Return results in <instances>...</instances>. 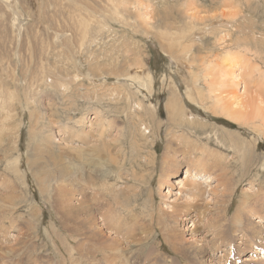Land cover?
<instances>
[{"label":"rangeland","instance_id":"374dc122","mask_svg":"<svg viewBox=\"0 0 264 264\" xmlns=\"http://www.w3.org/2000/svg\"><path fill=\"white\" fill-rule=\"evenodd\" d=\"M105 1H0V264H121L120 260L109 256L107 249H119L132 264H263L264 254H256L261 251L236 255L232 250L238 251L242 246L237 237L243 231L264 228V221L247 212L249 204L258 212L261 201H264V109L258 111V103L250 100L252 93L257 102H264V0H133L138 1L134 5L135 10L130 12V17L125 18L124 14L119 21L110 18L111 12L104 11ZM83 7L88 11L85 12ZM84 15L93 17L96 24L104 23L99 30H96L94 22H90L89 27L92 36H101L96 39L100 45L83 42L93 48L94 55L100 54L99 59L91 63L122 66L126 62L123 61L126 54L130 60L138 55L144 65L143 70L151 75L152 81L141 79L150 86L152 96L148 97L146 90L136 81L119 78L115 83L113 76L106 77L109 76L106 69L98 71L100 74L87 73L86 61L90 62L92 55L87 60L89 55L84 57L80 53L82 46L69 32L76 19ZM143 22L147 26L142 25ZM163 28H173L170 32L174 33L184 32L181 46L177 48L173 43V47L168 48L157 37L164 32ZM132 46L136 47L133 49ZM126 48L127 53L124 54ZM183 50L190 53L185 54ZM232 55H236L232 63L225 61ZM184 57L186 59H182ZM77 68L84 75L73 79L71 75L76 74ZM134 68L129 69L138 71ZM63 69L71 75L64 76ZM231 73L233 77L240 74L236 88H232ZM219 74H223L222 80L217 78ZM94 76L98 78L94 80ZM91 81L105 88L115 87L118 92V107H115V112L113 108L108 112L114 126L101 139L97 138L94 126L90 127L97 122L93 114L95 105H99L91 100L96 96ZM130 83L133 85L129 86ZM189 86L193 89L200 87L203 95L210 98H206V105L215 102L214 95L217 94L209 93L208 89H226L225 101L221 104L232 116L233 110H239L232 98L241 96L238 101L242 116L231 120L224 114L212 113L204 103L193 102V95L191 99L186 97ZM25 95L35 102L32 110L40 121L39 125L32 122L27 110L21 108ZM175 98L179 107L177 111L193 122L195 131L202 126L198 130L204 131L198 136L202 143L213 152L220 150L224 164L230 163L228 173L231 182L227 187L234 193L227 214L232 216L245 199L240 224L233 225L240 227L241 232H233L227 221L219 222V211L213 213L217 208L215 201H210L211 196L206 198L209 191L204 192V202L199 204L201 209L209 210L199 219L194 218L197 224L187 220L189 212L177 223L165 216V204L172 200L173 204L185 206L188 211L191 204L187 197L164 196L168 179L164 178L160 167L163 146L169 144L173 150L183 145L186 149L196 139L195 136L183 137L186 135L184 130L167 124L164 105L175 103ZM138 100L146 105L152 103L158 112V123L148 118L145 136L151 129L160 130L166 144L163 145L162 140L156 137L152 141L140 136L141 123L135 130L132 120L136 122L139 118L145 125L147 117L134 112L136 105L133 106V102ZM232 103L234 105L230 107ZM125 105L131 106L133 113L127 118L123 110ZM80 119H83V127ZM91 130L94 137L82 143L83 131L89 133ZM227 134L241 142L239 152L229 146L215 144L217 139L226 143ZM179 137L186 141L179 142ZM99 141L108 149L103 150L94 163L86 164L92 179L87 184L88 190L83 191L93 215L86 217L84 214L79 219L64 216L63 209L69 204L76 206L83 190L80 185L82 152L96 148ZM154 144L156 155L153 153ZM170 157L175 161L181 158L174 152ZM50 158L55 159V163H50ZM14 160L18 162V168L12 170L10 164ZM241 173L244 176L240 178V184L232 187L237 174ZM184 177L182 174L180 179ZM202 181L199 180L204 184L201 186L203 189L215 187L219 199L221 189L217 187V181ZM179 187L171 192L176 194ZM58 188L64 192H58ZM93 189L96 192L89 197ZM92 200L99 210L93 208ZM115 201L123 207L116 205ZM99 206H103L101 210ZM107 209L110 218L100 215ZM14 221L17 229L8 226ZM120 222L129 228L127 232L119 226ZM210 223L222 226L216 233L209 234L203 225ZM163 225L167 227L165 233L173 245L162 237ZM194 227L198 228V239L206 244L203 246V253H207H204L205 260L189 259L193 258L190 250L199 249L200 243L184 229ZM261 232L259 243H262L264 230ZM214 236L223 238V244L226 243L213 252ZM229 243L231 247H227ZM101 253L104 255L87 256ZM243 258L250 262H243Z\"/></svg>","mask_w":264,"mask_h":264},{"label":"bare ground","instance_id":"6f19581e","mask_svg":"<svg viewBox=\"0 0 264 264\" xmlns=\"http://www.w3.org/2000/svg\"><path fill=\"white\" fill-rule=\"evenodd\" d=\"M0 1H7V0H0ZM10 1V0H9ZM136 2L138 1H133V0H106L105 1V7L103 8L104 11L106 13H109L111 12V15H110V18L115 20V21H119L120 19H122L124 16V14L126 15L125 18L127 17H130L129 14L130 12H133L135 10V7L134 5L136 4ZM15 5V3H13ZM13 5V6H14ZM8 6V5H7ZM104 6V5H103ZM9 8L12 7V6H8ZM134 8V9H133ZM12 9H14V7H12ZM83 10H85V12H87L88 10L86 9V7H83L82 8ZM6 11V10H5ZM1 15V14H0ZM101 15V14H100ZM99 15V16H100ZM77 16V15H76ZM85 16V17H84ZM80 16L79 18L76 19V21L74 22V26L73 28L71 29V31L69 32H72L73 33V36L76 38L77 42L79 41V45L82 46V49L80 53H82V55L85 57L86 55H89L86 59L89 60L90 58V55H92L91 59H90V62L86 61L87 65H88V69H87V73L91 74V75H95V74H100L98 73V71H101V70H107L109 71V76H106L107 78H109L110 76L115 79V83H118V79L119 78H125L127 80H130L131 82L133 81H136V83L138 84L139 87H143L146 92H147V96H152L151 95V91L149 90V87L148 86V83H144L142 81L141 78H144L146 79L148 82L149 81H152L151 79V75L149 72L143 70V63H142V60L138 58V55L133 59V60H130L128 55L126 54L127 53V48L124 49V54H126L123 58V61H126V62H129V63H126L124 62L122 66H112V65H108V64H96L95 63H91V61L95 60V59H99L100 57V54L99 55H94L95 52H93V48L89 47L88 44H85L83 42L85 41H88V43H94L98 45L99 42H97V37H101V36H92V34L89 33V27H90V22H94L95 26L97 27L96 30H99V27L101 25V27H103V24H96V20L94 21L93 20V17L91 16ZM102 16V15H101ZM67 17V16H66ZM109 17V16H108ZM70 21V20H69ZM124 21V20H123ZM111 23V22H110ZM110 23H109V26H110ZM172 24V23H171ZM183 24V23H182ZM108 25V24H106ZM142 25L144 26H147V24L145 22L142 23ZM105 26V25H104ZM106 27V26H105ZM94 29V28H93ZM107 29V28H106ZM110 28H108L109 30ZM170 29H173V28H163L164 32L160 33L159 36V39L166 43L169 47L168 48H172L173 46V43L176 44L177 48L180 45V40L182 38H184V32H181V33H174V32H170L171 30ZM107 30V31H108ZM180 30V29H179ZM190 31H192V29H189ZM188 31V30H187ZM100 32V31H99ZM103 32V31H102ZM186 32V31H185ZM66 33V32H65ZM101 33V32H100ZM159 33V32H158ZM156 33V34H158ZM189 33V31H188ZM71 35V33H69ZM187 34V32L185 33ZM190 35V34H189ZM72 36V37H73ZM169 36V38H168ZM105 37V36H104ZM97 39V40H96ZM124 40V39H123ZM170 40H171V43H170ZM57 41V40H56ZM63 41V40H62ZM111 41V40H110ZM220 41V39H219ZM104 43V41H101ZM125 42V41H124ZM126 43V42H125ZM107 44V43H105ZM113 44V43H112ZM124 44V43H123ZM61 45V44H60ZM93 46V44H91ZM96 46V45H95ZM131 46V45H130ZM67 47V46H66ZM94 47V46H93ZM100 47V46H99ZM105 47V45H104ZM120 47V45H119ZM133 47V46H132ZM136 47V46H135ZM133 47V49L135 48ZM97 49H98V46H97ZM189 49V48H188ZM99 50V49H98ZM102 50V49H101ZM100 50V51H101ZM117 50V49H116ZM115 50V51H116ZM121 50V49H119ZM180 50V48H179ZM77 51V52H78ZM104 51V50H103ZM112 51V50H111ZM185 51L184 53L187 54V52L190 53V51H186V50H183ZM105 52L104 51V55H105ZM170 52V51H169ZM110 53V52H108ZM111 54V53H110ZM170 54V53H169ZM182 55V54H181ZM176 56V55H175ZM174 56V57H175ZM186 56L187 58V55H184ZM190 57V55H188ZM236 55H232L231 57H229L227 60V62H233L232 60L234 59ZM238 56V55H237ZM106 57V56H105ZM177 57L179 58L178 54H177ZM188 57V58H189ZM79 58V57H78ZM107 58V57H106ZM110 58V57H109ZM185 57L182 58V59H186ZM68 59V58H67ZM239 59V58H237ZM1 60V59H0ZM178 60V59H177ZM195 60V59H194ZM114 62V61H113ZM118 62V61H117ZM224 62V61H223ZM235 64H237L236 61H234ZM91 63V64H90ZM101 63V62H100ZM112 63V62H111ZM116 63V62H115ZM3 64V63H2ZM234 64V65H235ZM133 66V68H138V71H135V72H131L129 68H131ZM236 66V65H235ZM8 67V66H7ZM240 67V66H239ZM12 68V67H11ZM134 68V69H135ZM3 69V68H2ZM78 69V68H77ZM133 69V70H134ZM242 69V68H241ZM7 70V69H6ZM5 70V71H6ZM15 70V68H14ZM148 70V69H147ZM142 72V75H141V72ZM9 72V70L7 71ZM73 72V70H72ZM15 73V72H14ZM13 73V74H14ZM63 74L64 76H69L71 75L68 71L66 72L64 69H63ZM229 74V73H228ZM9 75V74H8ZM79 75L83 76L84 73L81 72V70H77L76 71V74H73L71 75V77H73V79H78ZM240 75V74H239ZM239 75L233 77V73H231V77H232V88H236L237 87V81L239 80ZM2 76V74H1ZM5 76V75H4ZM3 76V77H4ZM7 77V75H6ZM94 80L98 78V76H94ZM207 77V76H206ZM218 77H221V80L223 79V74H219L217 76ZM5 78V77H4ZM10 78V77H9ZM13 78V77H12ZM111 79V78H110ZM234 80V81H233ZM106 81H108V79H106ZM2 83V82H1ZM92 84V89L94 91V93L96 94V96L94 98H91V100H94L97 104L99 105H95V109H96V112L93 114V118L95 120H97L96 124H90L92 121H90V127H93L94 129V132L97 131V138L101 139L102 138V135L107 134V131L112 127L114 126L113 124V119H111L109 117V114L108 112H110V110L113 108L114 112H115V107H118L117 102H118V92L116 90V88H112L110 86H107V88H105L104 85H96L94 82H90ZM151 83V82H150ZM4 84H7V83H4ZM18 84V83H17ZM243 85V83H241ZM19 85V84H18ZM133 85L132 83L129 84V86ZM188 85V84H186ZM20 86V85H19ZM18 86V87H19ZM62 88L64 89V84L61 85ZM199 86V84H198ZM220 86V85H219ZM5 87V86H4ZM67 87H70V86H67ZM10 88V87H9ZM88 88V87H87ZM200 87H197L194 89L192 87H188L187 90H186V97L188 99H191L192 98V95H193V102H195L196 100H198L199 102H202L206 105L205 103V100L206 98L210 99L209 97H206L203 95V92L201 91V88L199 89ZM5 89V88H4ZM16 90V89H15ZM79 91V90H78ZM244 86H243V93H244ZM4 92V91H3ZM67 92V91H66ZM208 92L209 93H217L216 95H214V99H215V102H212L211 104H207V109H209L212 113L214 114H224L225 117L233 120V118L235 117L236 119L241 117L242 116V107L240 105V100L238 101V96H235L234 98L230 97L233 99V101L235 102V107H239V110H236V111H232V115L226 113V108L224 107L223 104H221L222 102L225 101V97H223V95H225V92L226 89H223V90H216L215 88H210L208 89ZM230 93V91H229ZM235 93V92H234ZM233 94V92H232ZM235 95V94H233ZM232 96V95H231ZM142 98H146L145 96H143ZM150 99V98H149ZM147 99V100H149ZM195 100V101H194ZM250 100L257 104V110L258 111H262L264 109V102L262 100H260L259 102L256 101L255 98L252 97V93L250 94ZM259 100V99H258ZM16 101V100H15ZM24 107L22 105V109L23 110H27L29 112V117L32 119V122L35 123L36 125H39L40 121L35 117V112L32 110V106H34V101L31 97H28L27 95H25V99H24ZM178 102V101H177ZM177 102H176V98H175V103H170V102H167L164 107H165V111H166V120H167V124L169 126H172L173 128H178V129H181V130H184V133L186 135H184L183 137H190V136H195V141L192 142V145H187L186 146V149H183L185 148L183 145L181 146H177L175 149L172 150V147H171V150L169 148V144H166V142L162 139V136L160 134V130H157V129H151L149 130L148 132V136H145L146 132H147V129L149 127L148 123H147V120L148 118H150L151 120L153 119V122L156 121V123H158L156 117L158 116V112L156 110V107L155 105H153L152 103H148L147 105L143 102V101H134L133 102V106L136 107V109L134 110V112L138 114H141V115H147L146 117V123L144 125V123L138 118V120L135 122V120H132L131 123L134 124L135 126V130H136V126L138 124L141 123V126L139 128V133H140V136H143L144 139H148V140H152L154 141V138L156 137L157 140L159 139L160 141L162 140V144H166L163 146V150H162V153L160 154V167H161V171H163V175H164V178L166 177V180L168 179V182H167V192L166 194H164V196L167 198V195H175V196H178L179 198H183V197H187L188 199H190L191 201V204L189 206L190 210H186L187 208L185 206L183 207H180L176 204H173V200L168 202L167 204H165V207L163 210H166L165 212V216L169 219V221H173L174 223H177L180 218H182L184 216L185 213L189 212V216L186 217L188 221H192L194 222V224H197L198 222H195V219H199L202 214H205L208 212L209 209L205 208V209H201L199 204L200 202H204V193L205 191H209V196H207L206 198H210V201H215L216 203V209H214V211L216 212H213V213H217L218 211V217L220 219V223H223V222H228V226L231 228V230L233 232H241V229L240 227H234L235 225L234 224H240V212H243V207L245 205V199H242V201L239 203V205L235 208V211H234V214L231 216H228L227 212H228V205L231 201V197L234 193L233 190H231L228 186V184L231 182V178H230V175H229V171H228V168H229V164L228 165H225L224 162H223V158L221 155L222 152L219 150L213 152L212 149L208 148L206 146L205 143H202V140L198 137L200 135H203L204 134V131H201L198 132V130L200 128H202V126L197 129V131H195V127L193 126V122L190 120V119H187L186 116H184V114L180 113L179 111V107L177 105ZM19 103H21V101H19ZM102 103V104H101ZM226 103H228L226 101ZM12 105V104H11ZM10 105V106H11ZM234 104H230L229 106L232 107ZM259 105H262L263 107H260ZM178 107V108H177ZM126 108V109H125ZM256 109V105L254 107ZM15 110V109H14ZM123 110L125 111V116L126 118L128 117V115H132L133 113H131V106H124L123 107ZM227 110H229L227 108ZM113 112V113H114ZM219 112V113H218ZM37 116V115H36ZM188 116V115H187ZM80 118L83 117L82 115L79 116ZM41 118V117H40ZM92 118V119H93ZM93 119V120H94ZM83 119H80V125L81 127H83ZM195 125V124H194ZM197 125V123H196ZM119 132L121 130H118ZM199 133L197 134V137H196V133ZM189 134V135H188ZM94 133L93 131L91 130L89 133L87 131H83V135H82V143H86L87 139L89 137L93 138L94 137ZM226 135V134H225ZM146 137V138H145ZM179 142L180 141H186L184 140L182 137H179ZM227 141L226 143H224L223 141L220 142L219 139L216 140L215 144L217 146H220V147H225V146H229L232 150H237L238 152L241 150V142L240 141H237V140H234L233 138H230L229 137V134H227ZM206 140V139H205ZM204 140V141H205ZM157 144V143H156ZM257 147H259L257 145ZM108 149V146L107 145H104V143L102 141H99L98 142V146L95 148V147H92L90 148L88 151H86V149L83 150L82 152V160H81V170H82V176H81V183L80 185L82 186V192H80V198L77 200V204L76 206H73L72 204H69L70 206L66 207L63 209V214L64 216L67 215L69 218H75V219H79L82 215H87L86 217H91L93 214L91 213L92 212V208L90 207V205L88 204V201L86 200V197L83 193V191L85 189H87L88 187V183L89 181L92 179L91 178V172L87 171V168L86 167V164L88 163H94L95 160L99 157V155H101L102 151L103 150H106ZM153 153L155 154V144H154V147H153ZM215 149V148H214ZM172 152H174L175 154H179L180 155V160L179 161H175L174 159L173 160H170L171 157L170 155L172 154ZM156 155V154H155ZM63 159V158H62ZM55 159H52L50 158V163H55ZM157 164V163H156ZM12 166V170L13 169H16L18 168V162L17 161H12V164H10ZM147 166V165H146ZM153 168H154V163H153ZM90 170V169H89ZM182 174L185 175L184 179H180ZM244 175L241 173V174H237V177L235 178V180L233 181L235 184L231 185L232 187H236L238 184H240L241 182V177H243ZM191 177H193V179H191ZM180 179V180H179ZM53 180V179H52ZM199 180H204V181H208V182H212L214 180L217 181V187H219L220 190V195H219V199L217 197V192H216V189H208L206 190V188H202L201 186H203L204 184L199 182ZM50 181V180H48ZM99 182V181H98ZM203 182V181H202ZM2 184V183H1ZM58 184V183H57ZM207 184V183H206ZM209 185V184H208ZM207 185V186H208ZM57 186V185H56ZM86 186V187H85ZM177 186H180L178 188V191L176 194H174V192L172 193L171 190H174L177 188ZM211 186V185H210ZM209 188V187H208ZM88 190V189H87ZM91 194L89 195V197L93 196L94 195V192H96V189H93L91 190ZM175 191V190H174ZM58 192L60 193H63L64 191L59 189L58 188ZM73 195V194H72ZM134 196H136V194H133ZM74 196V195H73ZM87 196V195H86ZM218 199V200H216ZM152 200H154V197H152ZM94 200H92L93 202ZM186 201V200H185ZM184 201V202H185ZM103 201L101 200V203ZM116 202V205L120 206V207H123V205L121 203H119L118 201H115ZM209 202V200H208ZM186 204H189V202H187ZM214 204V203H213ZM217 204H220V206H218ZM214 206V205H213ZM100 207V206H99ZM103 207V206H102ZM102 207H100V210L102 209ZM260 209L258 212L254 211V209L252 208V205L249 204V208H248V213L252 216H256L258 219H260V221H264V201H261L260 203ZM93 208H96L99 210L98 208V205L96 203L93 202ZM125 208V207H124ZM245 209V208H244ZM218 210V211H217ZM257 210V209H256ZM211 213V212H210ZM110 214V211L109 209H107L105 212H103L102 214L100 215H103L105 218L108 217L110 218L111 216L109 215ZM242 215V214H241ZM228 216V219H226ZM195 218V219H194ZM253 218V217H252ZM209 219V218H208ZM257 219V220H258ZM187 221V222H188ZM210 222V221H209ZM215 222V221H214ZM231 222V223H230ZM2 223V221H0V224ZM264 223V222H263ZM154 224L158 225L160 227V224L159 223H155ZM193 224V225H194ZM211 224V223H210ZM210 224H205L203 225V227L205 226V228L207 229V232L209 234H213L214 231L216 233L217 230H219L221 228V224L220 225H210ZM251 224V223H250ZM192 225V226H193ZM234 225V226H233ZM9 227H14L17 229L16 225H15V221L13 222V224L9 223L8 225ZM120 227L126 229V232L129 230L128 227L125 226V223H121L120 222ZM191 226V227H192ZM239 226V225H238ZM9 227H4V229L6 228H9ZM202 227V228H203ZM225 227V226H224ZM122 228H118V229H122ZM223 228V227H222ZM245 229V228H244ZM256 229V228H255ZM166 230L167 227L166 226H162L161 228V233H162V237L166 240V242H170L171 245H173V242L169 240L168 236L166 235ZM185 231H188L191 235V237L194 236L195 240L200 243L199 244V249H195L194 251L190 250V254L193 255V258H189L191 260H197V261H200V260H205L203 258H205V255L207 254L206 253L204 255L203 251V246H205V242L201 239H198L199 237V233H198V228L197 227H194L192 229H184ZM197 230V231H196ZM261 230H264L263 229H260V230H254L252 228V230H245L241 233V235L238 238V240H241L242 241V246L238 247V251H234L232 250L233 253H235L236 255H240L241 252H246V251H251V252H260L261 253H256V254H264V235L261 239V242L262 243H259L258 240L260 239V236L262 235V232ZM3 231V230H2ZM1 231V232H2ZM226 231V230H225ZM211 232V233H210ZM229 232V231H228ZM5 233V232H4ZM221 233V232H220ZM224 232H222L221 234H223ZM227 233V231H226ZM225 233V234H226ZM218 234V233H217ZM230 234V233H229ZM240 234V233H238ZM216 235V234H215ZM220 236V234H218ZM228 235V233H227ZM236 236V235H235ZM129 238H131L130 236H128ZM197 237V238H196ZM215 237V236H214ZM241 237H244L245 239L243 240V238ZM236 238V237H235ZM225 240V239H224ZM133 242L135 243H138L139 240L137 239H132ZM212 245L213 247L211 248L213 250V252L218 248V246H222V245H225V243L223 244V238L221 240V238H214L212 240ZM232 241V240H231ZM233 243V242H232ZM227 245V244H226ZM230 243L227 245V247H231ZM240 245V244H239ZM242 247V248H241ZM232 249H233V245H232ZM108 250V253H109V256L110 257H113V258H117L116 260H120L121 261V264H132L133 262H130V260L128 259V257H123V254L120 253V250L119 249H115V250H112V249H107ZM231 249H229V252H230ZM211 251V250H210ZM212 252V251H211ZM90 255H93V258L94 257H98V256H102L104 255L103 253L101 254H87V256H90ZM212 256V255H211ZM208 257V256H207ZM213 257V256H212ZM211 257V258H212ZM264 257V256H262ZM262 257H259L260 260L262 259ZM92 258V259H93ZM183 260L187 261L186 258L184 257H181ZM213 259V258H212ZM94 260V259H93ZM96 260V259H95ZM205 262V261H204ZM208 262V260L206 261ZM243 262H250L248 258H243ZM93 263V262H92ZM201 263V262H199ZM262 263V262H261ZM73 264V263H72ZM209 264H214V263H211L209 262ZM264 264V263H263Z\"/></svg>","mask_w":264,"mask_h":264}]
</instances>
